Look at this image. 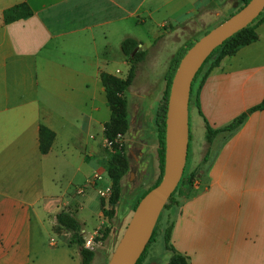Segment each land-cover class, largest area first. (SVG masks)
Returning a JSON list of instances; mask_svg holds the SVG:
<instances>
[{"label": "crops", "instance_id": "crops-1", "mask_svg": "<svg viewBox=\"0 0 264 264\" xmlns=\"http://www.w3.org/2000/svg\"><path fill=\"white\" fill-rule=\"evenodd\" d=\"M231 1L0 0V264L82 263L72 233L57 229V215L71 212L87 234L109 221L112 206L97 187L113 182L114 153L104 139L115 121L102 75L128 76L131 62L121 45L133 38L146 57L129 89L144 68L145 96L152 94L155 75H162L163 95L166 60L196 39L194 32L226 18ZM20 3L33 15L5 23V10ZM256 34L204 80L197 124L205 138L206 122L224 128L264 102V20ZM125 97L128 124L139 126L135 136L147 147L135 160L141 165L151 149L147 163L155 172V143L151 147L142 136L143 102ZM42 125L55 133L47 153L40 147ZM200 160L190 168L194 184H182L178 195L172 234L178 256L187 264H264V109L216 135L207 170L199 175ZM97 250L92 264L104 253Z\"/></svg>", "mask_w": 264, "mask_h": 264}, {"label": "trees", "instance_id": "trees-1", "mask_svg": "<svg viewBox=\"0 0 264 264\" xmlns=\"http://www.w3.org/2000/svg\"><path fill=\"white\" fill-rule=\"evenodd\" d=\"M249 1L250 0H243V5H241L236 11L240 10ZM236 11H234V13ZM33 13H34L33 9L27 3H20L5 10L4 21L5 23H11L19 19L30 17L33 15ZM263 15H264V11L251 24H249V26L240 30L239 32H237L236 34L225 40L223 44L218 46L211 53V55L207 58V60L202 65V67L199 69L192 84L190 104L193 102L197 106L201 114L202 112L200 109V91L206 76L209 74L212 68L219 65L220 61L225 56L235 54L239 49H241L242 47L250 44L251 42L257 39L256 28L264 20ZM196 40L197 39L192 40L190 43H188L185 47H183L179 51L178 55L173 58L170 69L166 75L167 87L164 92L165 102H164V106L161 107L159 112H157V119H156V124L158 125V139H159L158 156H159V166L161 172L155 184L152 185L147 191H145L141 195V197L137 200L136 204L134 205V210L136 209L140 200L147 194V192H149L152 188L157 186L162 180L164 173V164H165L166 117H167L170 88L174 74L182 57L187 52V50L195 43ZM138 44H139L138 41L133 38H126L122 42L121 45L122 52L131 62V68L129 74L125 79H121L110 74L102 75V81L106 87L108 101L111 108L113 109L112 117L113 120L115 121V127L113 128V130L108 129L106 132L108 138L115 137V134H117L119 131H123L128 125V101L125 97V92L132 85L136 77L138 64L142 62L146 57V51L137 50ZM259 109H264V102L251 108L248 112L242 114L234 122H232L230 125L224 128L214 129L206 122V140L208 143V148L202 160V165L206 166L204 172L207 170L208 167L207 165L211 156V145L216 135L221 131L232 132L236 130L245 121L249 113ZM191 137L192 135L190 131V139ZM54 139H55V133L49 128L42 125L40 128V147L43 153H47L50 151ZM118 150L121 151L116 150V153H114V159L110 162V174L113 179L112 182L113 192L115 193L121 190V179L124 175L123 172L124 170L122 172H119V168L117 167V165L115 166L114 163L118 161L120 162L126 156L124 147ZM189 151H190V145H189ZM195 177H196L195 172L190 173L186 177L187 178L186 182H188L192 186L194 184ZM182 183H183V179H181L179 185L177 186V188L175 189V191L172 193L171 197L165 204L164 209L160 215V218L152 234L151 240L148 243L142 256L138 260L137 264H142L148 252L149 246L155 240L159 227V221L163 215L164 210H165V215H164L165 225L163 227V236H164L165 248L175 253L176 255L175 257L181 259L183 264H187L183 257L178 256L176 249L172 244V234L176 224V216L179 213V209L181 205L178 195L181 190ZM109 204H111V199ZM57 229H66L70 231L72 233L71 243H75L81 248V253H82L81 264H92L96 254V250H90L85 247L83 234L81 233V223L74 217V215L71 212L61 211L60 213H58ZM100 233L102 234V236L98 237L97 239H101L104 242L106 239L109 238L110 229L106 228L102 230L101 228Z\"/></svg>", "mask_w": 264, "mask_h": 264}, {"label": "water", "instance_id": "water-1", "mask_svg": "<svg viewBox=\"0 0 264 264\" xmlns=\"http://www.w3.org/2000/svg\"><path fill=\"white\" fill-rule=\"evenodd\" d=\"M263 11L264 0H250L197 39L182 57L172 80L168 100L162 180L140 200L108 264H137L142 256L165 204L185 171L190 145L189 107L194 78L218 46L249 26Z\"/></svg>", "mask_w": 264, "mask_h": 264}, {"label": "rangeland", "instance_id": "rangeland-1", "mask_svg": "<svg viewBox=\"0 0 264 264\" xmlns=\"http://www.w3.org/2000/svg\"><path fill=\"white\" fill-rule=\"evenodd\" d=\"M241 5H243V0H232L231 8L229 10L230 13L228 14V16H226V18H223L221 21H219L213 26H207V28L204 27L201 30L194 32V34L197 35L196 39L202 37L205 34V31H210L211 29L219 25L222 21L230 17V15L234 13V11H236ZM189 31L192 33V30ZM178 53H176L171 58V60H166L168 61V63L170 61V64L168 65V68L166 69V72L164 74L165 78L170 69L173 58L176 57ZM147 72L146 70H144V68L143 70L141 69L139 79L136 81L133 87L126 91V96L128 97V100L131 103L140 102L142 100L145 112V124L142 136L144 139H146V141H148V143L151 144V147L155 143V152L157 149L158 154V125L155 124V115L157 110L159 112L161 107L164 106L165 102L164 94L162 95V75L152 76V87L150 88V91L152 90V94H148V96H145L144 91L145 89H147L149 82V74ZM132 112H134V108L132 109ZM197 112V106L192 102L189 107V120L190 126L192 127V137L190 141L192 140V143L190 145L189 158L185 167L186 171L182 177L183 183L186 182V177L190 174V168L195 158H197V160L201 158L197 174H203L206 167L205 165H202V160L207 151L208 144L207 142L203 143V141L206 139L205 130L200 128L199 124H197V122L199 121ZM139 129L140 128L138 125L134 126L128 124L123 131H119L125 139L123 147L125 148V150L127 149L129 155H126L120 162L118 161L114 163V165H117V167L119 168V172H122L124 170V175L121 179V190L116 193L113 192L111 196L112 209L106 210V216H108L109 221L101 225L102 230L106 228L110 229V235L109 238L103 242L102 246L98 250H104L103 245H106V243H111V246H109V250L108 248L105 249L104 253H101V251H99L100 255L97 259L96 264H108L113 252L115 251L117 245L123 237V234L133 216L134 205L136 204L137 200L141 197V195L145 191H147L152 185L155 184V182L160 176L161 170L159 166V161L156 165L155 172L150 169L152 168L150 165L148 166V159L154 155L151 149L145 160L142 161V166L138 164L137 160H135L134 154L138 153L139 149H144L145 152L147 151V147L145 148V144L141 142V136H135ZM130 146L134 149V153H130ZM113 153H116V151ZM95 198L100 204L101 199L97 193H95ZM105 204L108 206V201H105ZM164 215L165 210L159 221V227L155 240L149 246L148 252L142 264H183L181 259L175 257V253L165 248L163 236V227L165 225ZM97 219L98 218L96 217L95 221Z\"/></svg>", "mask_w": 264, "mask_h": 264}, {"label": "built area", "instance_id": "built-area-1", "mask_svg": "<svg viewBox=\"0 0 264 264\" xmlns=\"http://www.w3.org/2000/svg\"><path fill=\"white\" fill-rule=\"evenodd\" d=\"M124 138L122 134H118L117 136H115L114 138H105L104 139V144L105 147L111 151V152H115L118 149H122L124 146ZM98 177V176H97ZM96 183V182H95ZM198 184H196L195 182V186H197ZM98 189V193L101 197V199L105 202L108 201V203L110 202L111 196L113 194V185L110 182L109 184L106 185H99L97 187ZM79 193L83 192L82 188L78 189ZM101 228L96 229L95 231L93 230L92 233L87 234L86 232H83V238H84V245L86 248L90 249V250H97L98 248H100L103 244V241L101 239H97L98 237L102 236V234L100 233Z\"/></svg>", "mask_w": 264, "mask_h": 264}]
</instances>
